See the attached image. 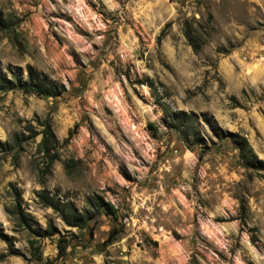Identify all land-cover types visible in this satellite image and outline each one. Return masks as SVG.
Segmentation results:
<instances>
[{"label": "rangeland", "instance_id": "374dc122", "mask_svg": "<svg viewBox=\"0 0 264 264\" xmlns=\"http://www.w3.org/2000/svg\"><path fill=\"white\" fill-rule=\"evenodd\" d=\"M28 69L64 91L0 90V264H264V0H0V76Z\"/></svg>", "mask_w": 264, "mask_h": 264}, {"label": "trees", "instance_id": "16d2710c", "mask_svg": "<svg viewBox=\"0 0 264 264\" xmlns=\"http://www.w3.org/2000/svg\"><path fill=\"white\" fill-rule=\"evenodd\" d=\"M27 80L22 81L20 78L15 77L13 79H6L4 76H0V90L4 91H12V90H18L23 94H32L38 97H58L62 92L64 91V87L62 85H58L53 81L47 80L46 77L42 75H34L30 69L27 70ZM183 114H180L179 116H182ZM177 116L175 114H172L170 117L171 120H175ZM43 131L41 132V141H40V148L42 153L45 155V158L49 160V165L54 160V155L52 154V151L54 149V145L56 144L57 140L55 139L53 133L51 132V128L49 123H44L43 125ZM16 143L20 145V140L16 137ZM239 154L241 156V159L245 161V164L247 166H250L251 168H255L253 166L252 161L255 160V164L257 168L256 170H262L261 165H263V162L256 161V158L251 153V151L248 148L247 143L242 140V143L240 144L239 148ZM15 196L18 198L17 193H15ZM38 198L40 202L43 204V206L48 207L55 212L58 217L61 219V221L64 223L65 226L70 228H81L83 227L87 221L91 220L93 217L89 213H79L72 205L69 203H62L58 200H55L52 196H49L45 193H40L38 195ZM18 201V200H17ZM95 204L91 203L96 207L97 212L103 211L106 215L111 217H116V213L114 209L111 206H108L101 202L97 197L95 198ZM19 210V209H18ZM17 210V212H18ZM19 219L21 220L22 214L20 211L18 212ZM53 231V229H52ZM54 232V231H53ZM52 233V232H51ZM50 233V234H51ZM117 233L114 231L109 234V237L105 241V244L111 243ZM0 239L6 241V238L2 235L0 232ZM31 248H33V243H30ZM66 240L64 238H59L57 240V256L58 258H62L65 255L66 251ZM34 251V249H32ZM4 258L2 255L0 257V260ZM47 264V263H46Z\"/></svg>", "mask_w": 264, "mask_h": 264}, {"label": "built area", "instance_id": "2783aa9c", "mask_svg": "<svg viewBox=\"0 0 264 264\" xmlns=\"http://www.w3.org/2000/svg\"><path fill=\"white\" fill-rule=\"evenodd\" d=\"M113 93V94H112ZM105 103H110L113 109H117L120 105V100H122V95L118 91L106 92L103 96Z\"/></svg>", "mask_w": 264, "mask_h": 264}]
</instances>
